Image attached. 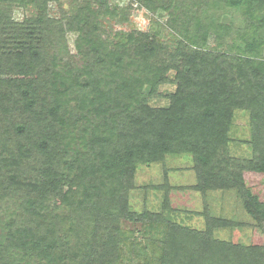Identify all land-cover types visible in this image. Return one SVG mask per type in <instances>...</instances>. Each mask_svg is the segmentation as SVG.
I'll return each instance as SVG.
<instances>
[{
  "label": "trees",
  "instance_id": "trees-1",
  "mask_svg": "<svg viewBox=\"0 0 264 264\" xmlns=\"http://www.w3.org/2000/svg\"><path fill=\"white\" fill-rule=\"evenodd\" d=\"M134 8L151 29L116 30ZM236 111L248 158L230 151ZM181 156L202 230L171 215L165 163ZM157 164L161 211H135L137 171ZM245 174L264 176V0H0V264H264V245L214 236L243 224L205 201L234 191L264 234Z\"/></svg>",
  "mask_w": 264,
  "mask_h": 264
},
{
  "label": "rangeland",
  "instance_id": "rangeland-1",
  "mask_svg": "<svg viewBox=\"0 0 264 264\" xmlns=\"http://www.w3.org/2000/svg\"><path fill=\"white\" fill-rule=\"evenodd\" d=\"M105 1L111 7L124 6L127 3V0ZM12 14L13 18L19 21L31 15L30 12L24 11L20 8H14ZM49 15L57 18L58 11L54 4H51ZM151 18L152 17L144 10L134 8L131 12L128 24L116 27V30H139L147 32L153 26ZM69 39L70 50L74 53L71 41L73 36H69ZM163 39L165 41L170 40L167 31H164ZM172 90L173 88L170 86H163L160 88V91L164 94H167ZM152 104L154 106H165L167 102L165 100H156L153 101ZM230 138L233 139V143L230 144V151L233 156L241 158L250 157V149L243 143V141L249 138L247 113L243 111L235 112L233 126L230 131ZM165 168L167 170L169 185L172 188L169 192V201L173 210L171 215L178 223L184 226L202 230L204 227L202 213L205 206L203 198L198 192L185 190V188L194 185L196 181L195 174L192 171L190 157H169L166 159ZM163 177L164 169L161 164L139 168L136 175L137 189L131 193L130 197V203L135 211L141 212L144 209L151 212L161 211L160 205L163 199V191H157L146 187L163 184ZM244 178L246 187L264 202V176L245 174ZM205 201L212 216L243 224V227L241 228L221 229L215 231L214 236L216 238L244 245H264V234L255 227L253 220L244 211L242 204L234 191L209 192ZM124 225L127 228L133 227L130 224Z\"/></svg>",
  "mask_w": 264,
  "mask_h": 264
}]
</instances>
